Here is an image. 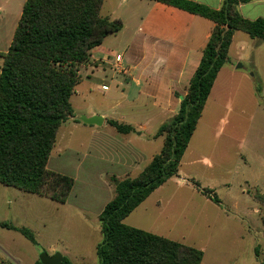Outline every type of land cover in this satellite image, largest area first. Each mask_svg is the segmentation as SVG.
<instances>
[{
	"label": "trees",
	"instance_id": "trees-1",
	"mask_svg": "<svg viewBox=\"0 0 264 264\" xmlns=\"http://www.w3.org/2000/svg\"><path fill=\"white\" fill-rule=\"evenodd\" d=\"M104 1L27 0L24 4L0 72V184L67 202L75 181L49 170L48 162L60 126L74 117L71 97L81 82V67L89 62L93 49L123 28L121 20L101 15ZM153 1L207 18L216 26L179 112L158 130L157 136L164 137L161 152L138 176L120 181L99 217L103 234L97 247L99 264H201L203 251L123 222L156 189L179 176L183 156L228 60L234 33L242 31L264 41V21L247 20L238 10L240 4L257 0H223L220 10L189 0ZM109 124L122 134L134 131L116 121ZM192 182L203 196L222 204L214 190ZM1 226L38 244L28 228ZM62 264L74 263L64 257Z\"/></svg>",
	"mask_w": 264,
	"mask_h": 264
},
{
	"label": "rangeland",
	"instance_id": "rangeland-1",
	"mask_svg": "<svg viewBox=\"0 0 264 264\" xmlns=\"http://www.w3.org/2000/svg\"><path fill=\"white\" fill-rule=\"evenodd\" d=\"M117 3L107 0L101 15L119 13ZM244 59L233 63L242 69L220 73L181 161L179 176L154 192L125 222L202 250L205 264H264V49L246 53ZM90 84L84 78L79 96L73 97L75 110L108 109L105 91L99 87L94 91ZM88 91H92L89 100L82 102V92ZM131 110L126 107L124 112ZM133 110L139 114L129 119L132 124L145 122L146 110L139 106ZM146 124L148 130L141 141L134 135L131 141H139L136 147L151 156L161 151L163 139L151 138L157 122ZM110 129L115 131L106 130ZM192 181L214 190L222 204L203 196ZM114 183V179L109 183L113 191ZM70 215L67 208L48 199L0 184V225L28 228L38 242L35 245L0 226V259L8 264H36L41 254L52 256L68 248L75 263L99 264L96 244L103 235L96 227L100 222L94 223L95 228L90 225L93 230L88 234L83 232V223L69 219Z\"/></svg>",
	"mask_w": 264,
	"mask_h": 264
},
{
	"label": "crops",
	"instance_id": "crops-1",
	"mask_svg": "<svg viewBox=\"0 0 264 264\" xmlns=\"http://www.w3.org/2000/svg\"><path fill=\"white\" fill-rule=\"evenodd\" d=\"M26 1L0 0V72L4 63L3 55L11 46ZM117 1L119 13L116 12L108 18L121 20L123 28L117 34L108 36L101 46L93 49L89 62L81 67V82L71 97L74 117L60 126L48 162L49 170L73 178L74 187L65 204L37 195L58 204L60 208H67L71 214L69 219H79L84 225L83 232L88 234L95 228V222L96 224L100 222L96 230L102 234L99 217L114 197L110 181L114 178L117 179L115 181H121L126 177H132V173L139 175L154 156L161 152L149 156L136 145L148 130L146 126L148 121L157 122L158 128L151 138L156 140L161 137L164 145V137L157 136L158 130L179 112L182 99L188 93L190 82L216 26L207 18L153 0ZM189 1L214 10H220L223 6V0ZM106 2L107 0L102 7ZM238 10L247 20L264 21V0L240 4ZM260 48L264 49V41L253 39L242 31H236L229 48L228 60L212 88L213 93L217 88L220 73L223 71L235 73L242 69L244 66L237 68L233 63L245 62L246 53L251 51L259 53ZM118 56L121 58L119 64L116 62ZM251 65L255 69L253 62ZM84 78L91 82L89 86L94 87V91L99 87L108 93L106 96L104 92V99L108 100V109L81 112L75 110L73 97L79 96L78 88L84 83ZM260 91L258 89V92ZM91 93L92 91L82 92L81 101H88ZM208 100L205 108L208 106ZM137 106L146 110L144 112L146 117L143 120L145 122L134 125L129 119L138 117L139 113L133 110ZM126 107H131L132 110L125 113ZM93 116L103 118L101 126L85 124L80 119ZM109 121L131 126L134 131L128 134L119 133ZM107 128H113L116 133L111 129L107 131ZM132 135L136 139L139 138V141L132 142ZM148 198L135 210L143 206ZM39 201L45 202L43 199ZM126 219L123 222L125 225ZM90 225H93L92 229ZM102 240L96 244V255L97 247ZM69 251L68 248L61 251L63 258L66 257L77 264ZM202 262L201 264H205ZM0 264L8 263L0 259Z\"/></svg>",
	"mask_w": 264,
	"mask_h": 264
},
{
	"label": "water",
	"instance_id": "water-1",
	"mask_svg": "<svg viewBox=\"0 0 264 264\" xmlns=\"http://www.w3.org/2000/svg\"><path fill=\"white\" fill-rule=\"evenodd\" d=\"M237 68H242V65H238ZM81 121L85 124L89 125H97L101 126L103 123V118L99 116H93L91 118L81 117ZM120 181H115L114 185L118 186ZM40 262L42 264H62L63 262V255L61 253H56L52 256L48 255L47 253H43L40 256Z\"/></svg>",
	"mask_w": 264,
	"mask_h": 264
},
{
	"label": "built area",
	"instance_id": "built-area-1",
	"mask_svg": "<svg viewBox=\"0 0 264 264\" xmlns=\"http://www.w3.org/2000/svg\"><path fill=\"white\" fill-rule=\"evenodd\" d=\"M116 62L119 64L121 62V58L118 56L116 57Z\"/></svg>",
	"mask_w": 264,
	"mask_h": 264
}]
</instances>
